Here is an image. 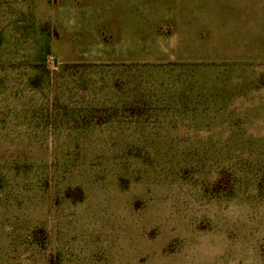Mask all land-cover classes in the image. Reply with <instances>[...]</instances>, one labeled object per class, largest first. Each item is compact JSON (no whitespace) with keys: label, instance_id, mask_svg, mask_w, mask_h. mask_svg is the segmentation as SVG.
Returning a JSON list of instances; mask_svg holds the SVG:
<instances>
[{"label":"rangeland","instance_id":"rangeland-1","mask_svg":"<svg viewBox=\"0 0 264 264\" xmlns=\"http://www.w3.org/2000/svg\"><path fill=\"white\" fill-rule=\"evenodd\" d=\"M0 264H264V0H0Z\"/></svg>","mask_w":264,"mask_h":264}]
</instances>
